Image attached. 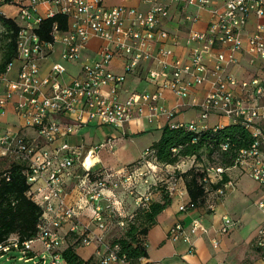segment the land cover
Instances as JSON below:
<instances>
[{
    "label": "built area",
    "instance_id": "1",
    "mask_svg": "<svg viewBox=\"0 0 264 264\" xmlns=\"http://www.w3.org/2000/svg\"><path fill=\"white\" fill-rule=\"evenodd\" d=\"M149 5L146 11L125 4L107 6L106 0H0V13L7 14L6 5H17L15 17L21 25L18 38V57L8 67L12 70L16 61L21 63L16 79H8L7 73L0 75V116L7 113L10 103L15 102L16 113L20 118V129L2 131L0 126V157L25 167L30 189L28 196L43 207L44 213L39 224L38 235L21 242L11 237L0 244V256L18 250L23 254L20 260L34 264H68L63 250L68 246L70 232L77 233L81 244L89 246L102 241L108 229L106 215L116 217L118 204L117 189L131 181L133 173L128 170L105 171V176L91 182V174L97 170L98 151L108 147L114 149V142L108 139L84 150V145L74 146L66 137L78 128L94 120L122 128L132 121L136 114L150 120L161 115L172 117L173 111L156 101L166 89L181 98L191 96L196 86L202 85L212 75L211 88L199 101L193 104L201 107L200 121H193L189 128L193 131L218 128L208 123L212 114L223 115L233 122H241L253 135V143L238 152L233 167L241 169L253 179L264 184V74L251 80H240L228 73V67L236 62V53L247 51L253 59L264 60V24L259 22L253 33L247 34L246 25L251 15L264 17V0H226L219 7H212L210 0H143ZM173 3L193 4L209 8L211 22L205 31L192 30L187 43L197 45L189 63H170L167 58L173 50L163 48L155 52L156 44L175 40L171 33L162 27L161 21L170 14ZM46 8L42 10L41 7ZM56 13L70 17V28L61 31L58 23L53 27V40L43 39L38 33L45 18ZM189 21H196L199 15H187ZM97 36L107 42L98 59L82 64V71L70 81L65 80L67 65L53 64L46 75L42 74V61L49 57L58 42L64 44L62 59L78 63L83 50L91 37ZM228 48L229 53L223 49ZM207 55L214 56L215 63L210 67ZM116 57H123L125 69L132 72L145 60L156 58L160 69L148 72V79L157 84L155 93H132L127 100L121 99V87L126 76L109 69ZM1 83L7 88L2 89ZM63 118H60V117ZM65 119V120H64ZM32 128L33 134L26 129ZM63 139L60 145L56 143ZM224 150L229 144L222 145ZM151 150L144 153L149 159ZM89 160H92L89 163ZM81 164L80 172L75 169ZM149 163H152L150 160ZM230 168H212L214 174H221ZM7 173L0 174V184ZM208 181L207 178H205ZM76 182L85 193L86 208H91L89 222L83 220L84 212L76 205L67 202V185ZM232 180L216 191L223 196ZM109 203L105 206L104 200ZM151 194L140 196L138 203L149 201ZM264 210V201L258 203ZM190 207H196L194 203ZM187 207L181 206L184 210ZM72 223L69 231L66 225ZM95 223L103 233L91 227ZM125 226L124 219H118ZM238 224L229 215L224 216L220 233H229ZM207 233L209 229L201 221L193 222L192 231ZM174 241L191 238L181 223L169 231ZM40 242L43 249H35ZM219 246L217 238L213 239ZM258 248L264 249V226L258 231L255 241ZM118 245L109 246L100 258L99 264H132L120 254ZM264 259V256H263ZM216 264H222L221 262Z\"/></svg>",
    "mask_w": 264,
    "mask_h": 264
},
{
    "label": "crops",
    "instance_id": "2",
    "mask_svg": "<svg viewBox=\"0 0 264 264\" xmlns=\"http://www.w3.org/2000/svg\"><path fill=\"white\" fill-rule=\"evenodd\" d=\"M226 0H210L212 7L221 6ZM125 4L127 6L136 7L142 11H146L149 5L143 0H106L107 6H115ZM12 5H6L4 8ZM42 10L46 7H41ZM7 11V10H6ZM187 15H199L198 20L189 21ZM212 18V13L209 8H200L193 4L173 3L170 5V14L163 18L161 25L167 29L175 40H169L164 43H158L155 47V52L158 53L163 48L173 50V55L167 60L170 63L178 61L180 64H187L193 56V49L197 43L188 44L187 39L192 30L205 31ZM259 22L264 24V17L258 19L255 15H251L246 25L247 34L253 33ZM107 45V42L100 37L93 36L83 50L82 59L78 63L66 62L62 59L64 44L58 42L51 55L42 61V74L46 75L50 72L52 66L56 62H63L67 65V73L65 80L70 81L74 76H77L82 71V64L94 59H98L102 49ZM223 49L229 53L228 48H217L215 51ZM125 59L116 57L109 69L118 74H124L126 80L121 87V99L127 100L132 93H155L157 84L148 79V72L152 69H160V64L156 58L145 60L140 67L132 72H127L125 69ZM206 61L210 67L215 63L214 56L207 55ZM21 63L16 61L11 71L7 73V78L16 79L19 75ZM228 73L235 75L240 80H251L255 77L264 74V60L253 59L247 51H239L236 53V62L228 67ZM212 75H208V80L202 85H198L193 90L191 96L181 98L174 91L166 89L163 96L157 100L158 104L166 106L173 111L174 115H161L153 120L147 116L136 114L135 118L127 123L122 128L113 127L111 131L103 130L102 126L106 125L99 120H94L89 124L78 128L74 133L68 135L66 139L74 146L84 145V150L99 143L107 141L109 138L114 142V149L108 147L98 151L97 169L103 168L106 171H118L127 169L129 165L144 158V153L148 148L153 146L155 142L160 140L163 135V129L167 125H182L189 124L193 121H200L201 107L198 104H193V99L197 98L201 101L208 90L211 88ZM2 89L7 88L6 83H1ZM60 118H63L62 116ZM65 120V119H64ZM233 121L223 115L212 114L208 120L210 126L220 125L226 126ZM20 118L16 113L15 102L10 103L7 113L0 116V126L2 131L7 129H20ZM108 125V124H107ZM94 129L95 127H98ZM101 132V136L96 134L93 144L86 143L85 133ZM28 134H33L32 128L26 129ZM97 133V132H96ZM63 139H60L56 145H60ZM196 164V156L183 159L175 165H167L165 168L168 171L171 169H179L187 171ZM4 165V169L11 165V160L0 157V168ZM80 172L81 164L78 163L75 167ZM1 171V170H0ZM234 185L227 188L226 194L220 196L216 192L211 193L206 200V203L201 206L190 207L191 197L189 195L186 181L180 177L178 184L170 186L173 202L158 216L157 224L153 225L148 233L147 247L149 257L141 259L139 264H264V249L256 246L255 241L258 231L264 226V210L258 203L264 201V184L253 179L249 174L243 172L237 167H231L227 171ZM214 179V178H213ZM118 216H126L132 214L139 206L138 200H125L122 198L124 194L117 191ZM153 200L160 198L159 193L153 194ZM67 202L71 205H76L81 208L84 214L83 220L89 222L88 215L91 208H86L85 193L82 188L74 181L67 185ZM121 199H123L121 202ZM109 201L106 199L103 204L106 206ZM187 208L182 210L181 206ZM229 215L238 224L234 226L229 233H220L219 229L223 223L224 216ZM260 217V218H259ZM195 220L209 229L207 233L199 230L193 232V222ZM181 223L185 231L191 238V242L185 240L174 241L169 238L170 229L176 224ZM72 223L66 225L64 231H69ZM93 230L97 233H103L95 223L91 224ZM77 233L70 232L68 235V245H74L77 252L84 258L100 259L106 249L111 246L110 231L107 229L104 233L102 241H95L93 244L86 246L81 244L77 238ZM217 238L219 246H215L213 239ZM37 243V242H36ZM35 243V249L37 248ZM40 243V242H39ZM90 248L89 256H84L81 249ZM43 249V247H42Z\"/></svg>",
    "mask_w": 264,
    "mask_h": 264
},
{
    "label": "trees",
    "instance_id": "3",
    "mask_svg": "<svg viewBox=\"0 0 264 264\" xmlns=\"http://www.w3.org/2000/svg\"><path fill=\"white\" fill-rule=\"evenodd\" d=\"M55 23L59 24L61 31H68L70 17L67 14L56 13L52 17L45 18L38 30L43 39L53 40ZM0 24L4 28L5 41L0 60V75H3L18 57L21 25L17 17L3 13H0ZM253 140L251 130L241 122L198 131L191 130L187 124L167 125L160 140L149 148L151 154L148 158L157 164L167 166L196 156V164L187 171H178V175L185 179L191 203L198 207L206 203L211 193L231 180L227 171L214 174L211 169L233 167L238 152L250 147ZM225 143L229 144L227 150L222 148ZM143 159L129 166L141 163ZM105 171L103 168L97 169L91 174L90 181L103 178ZM4 173L8 176L3 177L0 184V244L14 236L21 242L33 239L39 232V224L44 213L43 207L27 194L30 183L23 165L12 163L8 168L0 171V174ZM172 202L170 191L163 189L158 200L151 198L149 202L143 201L132 214L119 216L126 222L125 230L121 235L113 237L111 246L118 245L120 254L126 256L132 264H139L141 259L149 257L146 244L149 230L157 224L159 214ZM118 219H115V222H118ZM63 256L68 264H99L100 262V259L93 257L84 259L72 244L63 250Z\"/></svg>",
    "mask_w": 264,
    "mask_h": 264
},
{
    "label": "rangeland",
    "instance_id": "4",
    "mask_svg": "<svg viewBox=\"0 0 264 264\" xmlns=\"http://www.w3.org/2000/svg\"><path fill=\"white\" fill-rule=\"evenodd\" d=\"M7 13L10 16H14L18 12V6L12 5L11 7L6 8ZM4 28L0 24V60L2 58L3 50H4ZM95 127L94 129L99 128ZM114 126L112 125H103V130L111 131ZM97 132V133H96ZM94 133H85L86 137V143L87 144H93L94 138L96 134H99L101 136V132L96 131ZM150 159H143L141 163L129 166L126 170H128L129 173H133V178L129 182H125V184H121L119 187L120 192L123 195V199L125 198L128 200L129 198L133 201L138 200L140 196H146L149 191H151L153 194L159 193L161 194L163 189L171 190L170 186L177 185L179 182L180 176L178 175V171L184 172L183 170L179 169H171V171H168L165 166H162L160 164H157L155 162L149 163ZM4 169V165L0 168V170ZM177 171V172H176ZM174 184V185H172ZM121 199V202H123ZM124 199V200H125ZM144 201V200H143ZM142 201V202H143ZM150 201V200H149ZM148 201V202H149ZM141 202V203H142ZM119 206V203L116 205V207ZM118 213V211H116ZM107 222H108V229L110 231V239L112 240L114 236L121 235L125 228L124 226H121L118 222H115V219L117 220L119 218L118 214H116V217L111 218L109 215V212L106 215ZM260 218V217H259ZM15 237V236H14ZM36 246L38 249L42 250V244L37 242ZM81 252L84 256H89L91 253L90 248L81 249ZM23 254L20 253L18 250H12L10 253H6L4 256H0V264H34L33 261L25 262L23 260H20L19 258L22 257Z\"/></svg>",
    "mask_w": 264,
    "mask_h": 264
},
{
    "label": "bare ground",
    "instance_id": "5",
    "mask_svg": "<svg viewBox=\"0 0 264 264\" xmlns=\"http://www.w3.org/2000/svg\"><path fill=\"white\" fill-rule=\"evenodd\" d=\"M92 160H89V163H91Z\"/></svg>",
    "mask_w": 264,
    "mask_h": 264
}]
</instances>
